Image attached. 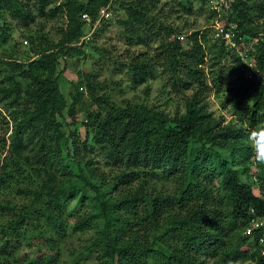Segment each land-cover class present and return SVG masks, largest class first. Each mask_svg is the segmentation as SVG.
<instances>
[{
    "label": "trees",
    "instance_id": "16d2710c",
    "mask_svg": "<svg viewBox=\"0 0 264 264\" xmlns=\"http://www.w3.org/2000/svg\"><path fill=\"white\" fill-rule=\"evenodd\" d=\"M162 1L120 0L112 6V14L116 9L124 12L125 18L117 23L129 45H159L155 57L128 56L125 67L134 88L154 76L158 58L186 89H193L185 113L170 116L145 104L118 105L95 75L87 74L82 81L91 105L85 109L86 131L80 139L71 128L77 125L74 108L84 87L74 86L69 109L73 120L68 122L60 62L83 51L85 44L76 45L85 32L82 16L89 14L95 20L110 0H36L34 11L22 0H0V17L7 8L25 27L35 23L39 14L45 20L66 19L54 48L39 50L28 63L0 61V114L8 113L15 124L8 150L4 140L0 152V194L15 164L30 169L39 184L28 191L33 195L29 205L12 207L9 234L5 240L0 237V255L16 249L27 237L24 227L31 223L39 238L38 252L48 254L31 264L38 260L51 264L57 256L55 239H65L69 229H94L95 238L83 252H98L103 264H227L230 259L264 264L258 237L245 235L251 209L264 215V164H257L246 143L249 130L264 121V79L249 80L240 59L212 38L211 29L210 34L200 33L182 19L195 13L194 2L206 7L205 0ZM208 18L214 15L209 12ZM260 19H264V0H233L227 21L237 23L241 35L252 41L264 32L253 25ZM181 20L182 27L177 24ZM107 22L99 31L105 30ZM186 31L190 33L185 36ZM181 36L187 38L188 50ZM205 40L213 43L212 55ZM255 56L256 67L264 74V39L256 45ZM208 57L212 68L227 58L235 65L231 69L235 87L224 103L244 125L225 124L210 111L203 69ZM26 146L35 153L25 155ZM90 146L99 149L113 169L114 193L96 183L104 173L100 177L94 173L93 158L86 154ZM240 158L247 161L242 170L234 165ZM253 167L257 181L244 180L241 173ZM57 170L64 176L73 172L75 177L59 181ZM160 182L164 184L158 186ZM165 182L173 183L172 193L159 189ZM257 182L260 195L255 193ZM87 194L96 211L71 225L66 205L79 196L80 201L88 198Z\"/></svg>",
    "mask_w": 264,
    "mask_h": 264
},
{
    "label": "rangeland",
    "instance_id": "374dc122",
    "mask_svg": "<svg viewBox=\"0 0 264 264\" xmlns=\"http://www.w3.org/2000/svg\"><path fill=\"white\" fill-rule=\"evenodd\" d=\"M23 3L31 10L37 8L36 0H22ZM173 0H164L163 3ZM180 1V0H176ZM195 13L191 16L183 15L182 19L192 25V27L202 32L209 33L208 30L212 24V20L208 18L209 11L206 7H202L198 2H194ZM37 13V12H35ZM40 15V14H39ZM37 17L36 22L29 27L23 26L18 20L13 18L12 11L7 8L2 11L0 17V61H19L28 63L39 50L54 48L59 40V31L66 26L65 18H57L45 20L42 17ZM182 15V14H181ZM124 12L116 9L113 11L111 19L105 24L104 31H97L95 38L85 42L82 53H73L66 59L61 60L60 70L63 71V76L60 79V87L67 101V110L65 117L68 122L73 118L70 116L69 109L73 104V96L75 95V85L83 86L84 89L79 91L82 93L77 98V105L74 108L75 120L77 125L71 128L72 131L80 139L84 138L86 128L83 123L86 121L85 109L91 105L88 90L82 81V77L87 74H93L98 79L100 86L106 89V93L111 96L112 100L118 105H126L128 102L133 104H145L154 107L158 110L165 111L168 115L174 116L176 113H185V102L188 97L193 94V89H186L181 81L176 80L166 67H162V63L157 58L156 69L154 76L148 80L147 83L134 88L132 77L127 72L125 67L128 63V56L131 53H149L150 56L155 57L156 49L159 47L157 42L145 45H129L124 36L123 29L118 26V21L124 19ZM181 20L177 24L182 27L184 21ZM253 24L258 29H264V19L254 20ZM43 24L45 28H43ZM6 28V29H5ZM85 30H88L87 26ZM191 31V30H190ZM187 31L184 35H188ZM260 38L264 39V32ZM25 41L28 44H25ZM184 48L189 49L187 38L183 40ZM206 51L210 55L213 54L212 45L208 40L204 41ZM98 49V50H97ZM203 66L205 71V81L207 88V101L209 109L217 119H222L225 124L234 123L236 125H244L240 116L236 114L232 107L225 105L226 98L231 94V90L235 87L233 84V76L231 69L235 66L232 64L231 58L225 59L221 64L215 68L211 67V59ZM233 65V66H232ZM82 81V82H81ZM1 111V110H0ZM15 124L8 113L2 112L0 114V152L6 140V150L11 144L12 132ZM68 131V128H65ZM70 130V129H69ZM70 130V131H71ZM27 145V144H26ZM25 155L31 156L35 153L32 146H26ZM85 153V152H83ZM88 157L93 158L97 176L104 173L101 179H96L97 184H101L106 191L112 190V183L115 182L113 177V169L110 165L105 163L104 156L100 154L99 149L90 146L86 151ZM247 161L243 158L234 162L238 169H243L244 163ZM69 167L68 169H72ZM257 170L255 167L247 174L241 173L244 180L255 179L257 181ZM11 178L7 183V188L0 194V237L5 240L9 233H7V224L12 219V207L27 206L32 202V194L28 192L38 189V180L35 174L25 166L15 164L11 169ZM59 174L60 180L66 179V176L72 175L73 172L64 176L62 170L54 172ZM75 177V176H73ZM78 178V176H77ZM260 182L255 183V193L260 195ZM164 184L158 183V186ZM217 190L218 184H214ZM172 193L174 185L172 182H165V187L159 188ZM89 193V192H88ZM90 194V193H89ZM87 194L88 198L80 201L79 197L73 199L66 205V212L71 225L74 224L77 218L84 216L86 213L91 214L96 211L91 196ZM32 210V209H31ZM41 225V224H40ZM23 231L27 237L12 248L8 255H0V264H31L34 263L40 255L47 254L46 251L38 252L39 238H37V230L28 223ZM34 231L33 233H31ZM95 238L94 229L85 232H72L68 230V236L65 239L56 238L54 252L57 254L56 258L51 264H103L102 260L98 259V252L87 254L83 252L85 246H89ZM12 245V244H11ZM12 245V246H13ZM33 248H32V247ZM251 249V248H250ZM48 255V254H47ZM40 264V260H38ZM49 264V263H45Z\"/></svg>",
    "mask_w": 264,
    "mask_h": 264
},
{
    "label": "built area",
    "instance_id": "2783aa9c",
    "mask_svg": "<svg viewBox=\"0 0 264 264\" xmlns=\"http://www.w3.org/2000/svg\"><path fill=\"white\" fill-rule=\"evenodd\" d=\"M120 0H110V5L101 10L98 18L95 20L89 15L84 14L82 20L86 23L88 30H85L84 35L76 44L78 46L85 42L91 41L96 32L101 29L105 22L112 17V6ZM233 0H205L207 10L214 15L211 29L212 38L215 41L224 43L240 59L242 67L245 69L246 77L251 80L255 76L259 79H264V74L256 67V45L263 41V38H257L252 41H247L241 35L239 27L235 22L227 21V18L232 13ZM181 41L185 39L180 37ZM27 45L28 42L25 41ZM83 88H81L82 90ZM251 219L245 231L246 236L258 237V246L261 254L264 256V215H257L255 209H251Z\"/></svg>",
    "mask_w": 264,
    "mask_h": 264
},
{
    "label": "clouds",
    "instance_id": "9594fccd",
    "mask_svg": "<svg viewBox=\"0 0 264 264\" xmlns=\"http://www.w3.org/2000/svg\"><path fill=\"white\" fill-rule=\"evenodd\" d=\"M246 143H248L253 151V159L257 164H264V121H259L248 132ZM227 264H253L252 260L241 261L228 260Z\"/></svg>",
    "mask_w": 264,
    "mask_h": 264
}]
</instances>
